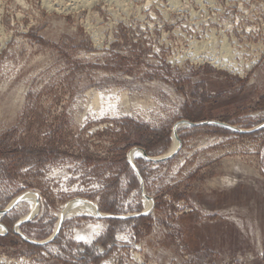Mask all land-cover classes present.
I'll return each mask as SVG.
<instances>
[{
	"label": "rangeland",
	"instance_id": "rangeland-1",
	"mask_svg": "<svg viewBox=\"0 0 264 264\" xmlns=\"http://www.w3.org/2000/svg\"><path fill=\"white\" fill-rule=\"evenodd\" d=\"M5 210L0 264H264V0H0Z\"/></svg>",
	"mask_w": 264,
	"mask_h": 264
},
{
	"label": "bare ground",
	"instance_id": "bare-ground-1",
	"mask_svg": "<svg viewBox=\"0 0 264 264\" xmlns=\"http://www.w3.org/2000/svg\"><path fill=\"white\" fill-rule=\"evenodd\" d=\"M89 3V2H88ZM125 98V97H124ZM97 101H100V99H99V97H97L96 98V100H95V102L97 103ZM186 125V124H185ZM184 125V126H185ZM180 126H182L181 124H179V123H177L176 124V128H173V138H172V144H171V147L168 149V151L163 155V156H161V157H159V158H163V157H166L167 158V156L169 157L170 155H172L173 153H175L176 152V150H177V147H179V142L177 141V139L175 138V136H174V133L177 131V129L180 127ZM186 127H187V125H186ZM138 154V155H137ZM144 155V154H143ZM136 158V157H139V158H145L146 156L144 155V156H142V154L141 153H139V152H137V151H133L132 152V154L130 155V159H132V158ZM146 159H147V157H146ZM157 160V159H156ZM20 200V199H19ZM24 200H26V202L28 201L29 202V205H30V209H31V213H33V212H35V210H36V203H35V198L33 197V196H29V195H26L25 196V198H24ZM144 204H145V207H147V203H148V201L146 200V199H144ZM89 204V205H91L90 203H88V202H86V201H84V202H74V203H72V204H70V205H66L65 207H64V209H63V211H62V215L61 216H63L64 218L65 217H68V216H72V215H85V216H91V215H93V216H95L96 218H98V217H104L105 215H103V214H99V213H96L94 210H92L87 204ZM150 205V204H149ZM150 207V206H149ZM149 207H148V209H149ZM147 209V208H146ZM0 216H1V214H0ZM24 219V218H23ZM2 226L0 225V230H2L3 228H1ZM4 230V229H3ZM2 230V231H3ZM16 231H18L17 230V228H16ZM84 237V236H83Z\"/></svg>",
	"mask_w": 264,
	"mask_h": 264
},
{
	"label": "water",
	"instance_id": "water-1",
	"mask_svg": "<svg viewBox=\"0 0 264 264\" xmlns=\"http://www.w3.org/2000/svg\"><path fill=\"white\" fill-rule=\"evenodd\" d=\"M179 124H181V125H187V126H189V127H198V126H201V125H208L209 123H190V122H188V121H180V122H178ZM177 124V123H176ZM176 124L174 125V128H176ZM212 125H214V126H218V127H223V128H226V129H231L229 126H227V125H225V124H222V123H218V122H214V123H211ZM174 136H175V138L178 140V136H177V134H176V132L174 133ZM143 154H144V152H142ZM145 155V154H144ZM146 156V155H145ZM147 157V156H146ZM147 160H150V161H159V159L158 160H156V159H153V158H148L147 157ZM143 196L144 197H146L145 196V194L143 193ZM5 212H6V210L5 211H1L0 212V214H1V216H3L4 214H5ZM106 218H108V217H106ZM2 226V225H1ZM3 227V226H2ZM3 229H4V232H6V229L3 227ZM14 233L15 234H17V235H19V236H21L20 235V233H18V232H16V231H14Z\"/></svg>",
	"mask_w": 264,
	"mask_h": 264
},
{
	"label": "snow or ice",
	"instance_id": "snow-or-ice-1",
	"mask_svg": "<svg viewBox=\"0 0 264 264\" xmlns=\"http://www.w3.org/2000/svg\"><path fill=\"white\" fill-rule=\"evenodd\" d=\"M138 155V154H137ZM77 240L78 241H83V242H85V243H88L89 241L85 238V237H83V236H80V237H77Z\"/></svg>",
	"mask_w": 264,
	"mask_h": 264
}]
</instances>
